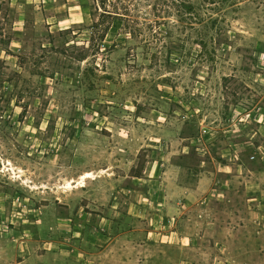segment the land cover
Returning <instances> with one entry per match:
<instances>
[{
	"label": "rangeland",
	"instance_id": "1",
	"mask_svg": "<svg viewBox=\"0 0 264 264\" xmlns=\"http://www.w3.org/2000/svg\"><path fill=\"white\" fill-rule=\"evenodd\" d=\"M165 160L233 179L264 229V0H0L1 219L108 204Z\"/></svg>",
	"mask_w": 264,
	"mask_h": 264
},
{
	"label": "crops",
	"instance_id": "2",
	"mask_svg": "<svg viewBox=\"0 0 264 264\" xmlns=\"http://www.w3.org/2000/svg\"><path fill=\"white\" fill-rule=\"evenodd\" d=\"M161 165L152 178L134 177L143 181L140 188L118 184L108 204L68 201L62 216L57 209L49 214L47 203L39 215L29 206L25 219L21 208L12 219L0 218V264H261L264 229L239 222L246 200L229 197L233 179L221 181L203 167L188 184L179 163ZM223 166L225 175L232 173L231 164ZM86 187L76 186L77 192L100 198Z\"/></svg>",
	"mask_w": 264,
	"mask_h": 264
},
{
	"label": "bare ground",
	"instance_id": "3",
	"mask_svg": "<svg viewBox=\"0 0 264 264\" xmlns=\"http://www.w3.org/2000/svg\"><path fill=\"white\" fill-rule=\"evenodd\" d=\"M89 176V173H85L84 175H83V177H88ZM71 185V184H70Z\"/></svg>",
	"mask_w": 264,
	"mask_h": 264
}]
</instances>
